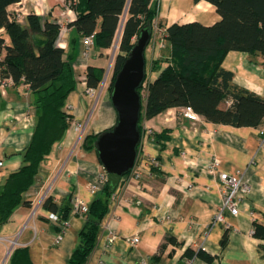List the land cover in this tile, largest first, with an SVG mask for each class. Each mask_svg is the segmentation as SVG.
Here are the masks:
<instances>
[{
    "label": "crops",
    "instance_id": "obj_1",
    "mask_svg": "<svg viewBox=\"0 0 264 264\" xmlns=\"http://www.w3.org/2000/svg\"><path fill=\"white\" fill-rule=\"evenodd\" d=\"M66 4L67 0H22L9 7L20 23L35 13L62 26L64 38L57 45L74 55L78 85L68 100L71 126L25 195L32 205L19 206L1 227L0 264H10L19 247L29 248L33 264H69L87 217L73 210L58 239L60 233L49 220L52 212L43 207V202L53 196L58 203L73 204L78 196L90 205L109 179L97 150L84 148L81 127L87 128L86 135L99 134L117 123L109 89L102 94L97 90L94 97L87 84L88 67L107 69L111 52L102 54L93 48L86 57L85 38L70 25L77 19L76 13L68 11ZM158 10L156 22L164 28L194 22L212 26L221 20L216 7L207 1L158 0ZM153 42L146 51L151 81L160 74L152 71L153 62L165 60L170 54L168 45L162 47V35L157 43ZM167 65L164 61L163 68ZM223 67L234 73L237 85L264 98V58L251 61L248 53L231 51ZM36 116L35 95L29 86L0 88V187L11 172L22 166V152L31 142ZM141 126L142 132L145 126L153 132L142 144L141 152L156 164L139 181L116 188L97 246L86 264H264L260 249L264 241L254 237V223H264V126L235 128L202 117L192 121L184 108L169 109L150 120L144 118ZM165 130L171 131L170 139L159 141L154 137ZM215 158L221 163L212 172ZM222 172L243 177L252 192L242 201L238 215L226 212L225 221L217 222L216 215L223 205ZM226 233L228 242L224 247L221 242ZM112 235L116 236L113 243ZM135 236L140 239L137 245L130 243ZM168 236L181 244H170L160 253ZM190 248L204 250L214 261L191 259L186 254Z\"/></svg>",
    "mask_w": 264,
    "mask_h": 264
},
{
    "label": "trees",
    "instance_id": "obj_2",
    "mask_svg": "<svg viewBox=\"0 0 264 264\" xmlns=\"http://www.w3.org/2000/svg\"><path fill=\"white\" fill-rule=\"evenodd\" d=\"M22 0H0V84L7 79L13 85L25 84L35 95L36 126L30 144L22 152L23 164L11 172L0 187V230L21 206H31L25 199L35 185L43 163L70 128L73 117L68 113V100L76 90L78 78L73 66L75 57L57 45L62 26L35 13L20 23L9 7ZM214 5L221 20L212 25L201 23L173 24L161 29L162 42L170 48L169 57L155 60L152 71H159L142 94L141 121L153 119L172 108H192L208 122L230 126H264V98L237 85L234 73L223 67L231 51L248 53L251 61L264 58V0H194ZM77 19L70 24L85 38L94 36V49L102 54L111 52L117 43L111 93L116 76L131 54L139 33L150 29L154 33L158 18V0H67ZM168 65L163 68V62ZM106 68L89 66L87 84L99 90ZM143 89H140L142 93ZM145 97V98H144ZM145 103V105H144ZM228 105V107H223ZM112 129V128H111ZM110 129V130H111ZM170 130L154 134L156 139H170ZM100 134H88L83 146L97 150ZM117 190V189H116ZM116 190L106 181L103 192L89 205L85 226L79 233V244L69 264H86L97 246L101 227L106 219ZM43 207L57 215L55 230L64 233L74 210L71 201L61 204L47 197ZM51 220V218H49ZM254 237L264 241V223H254ZM228 234L222 239L226 246ZM181 243L168 236L160 253L168 245ZM264 252V244L260 246ZM191 259L209 263L214 257L200 249H188ZM160 256L155 259L159 260ZM10 264H33L28 247L17 248Z\"/></svg>",
    "mask_w": 264,
    "mask_h": 264
},
{
    "label": "water",
    "instance_id": "obj_3",
    "mask_svg": "<svg viewBox=\"0 0 264 264\" xmlns=\"http://www.w3.org/2000/svg\"><path fill=\"white\" fill-rule=\"evenodd\" d=\"M153 32L143 29L137 42L116 76L111 91V102L118 114L115 126L100 135L97 153L109 176V187L116 190L121 180L134 169L142 142L140 120L142 89L147 78L146 51Z\"/></svg>",
    "mask_w": 264,
    "mask_h": 264
},
{
    "label": "built area",
    "instance_id": "obj_4",
    "mask_svg": "<svg viewBox=\"0 0 264 264\" xmlns=\"http://www.w3.org/2000/svg\"><path fill=\"white\" fill-rule=\"evenodd\" d=\"M66 8L68 11H70L72 9L70 2H67ZM21 23H23V21H21ZM164 31H165L164 29H161L159 27V25L157 23H155L152 41L154 40L157 32H160L162 35L164 33ZM64 34H65V31L61 30L59 38L57 40L60 42V44H61L62 39L64 38ZM84 43H85V48H86L85 55H86V57H88L90 55V52L94 48V44H95L94 36L85 37ZM148 74H149V72L147 70V78H146V81H145L142 89L143 88L147 89L149 83L151 82V80H149V78H148ZM10 85H13V80L7 79L4 82H2V84H0V88H6L7 86H10ZM89 92L92 95H94L96 90L89 89ZM184 111L186 113V116L190 120H192V121H199L200 120V116L197 113H195L192 108H190V107L184 108ZM152 134H153L152 130L146 131V129H145V131L142 132V142H141V146L139 149V155H138L136 165L130 174L123 177V179L120 182V186H122V183L128 184L129 182H131V180H138L139 181L142 178V176L144 175V173L147 172V170H151L152 167L155 166L156 161L154 159L150 160L144 153L141 152L142 151L141 150L142 143H145L146 142L145 139L150 138V136H152ZM262 135L264 136V130L262 131ZM220 163H221V161L216 159L212 163L211 171L216 172L218 170V166L220 165ZM2 166H3V162L0 160V168ZM220 178H221L222 183H223V205L221 206L220 211L216 215L215 221H217V222L225 221V213L226 212H229L234 216L238 215L242 201L246 197H248L252 192V188H251L250 184L246 180H244L243 177L234 176V175H230V174L222 172L220 174ZM73 205H74V211L77 214H81V215L87 217V215L89 213V205L86 202H84L81 198L76 196L73 200ZM51 219L56 221L58 219V217L55 214H51ZM67 225H68V223H67ZM61 237H62V234H59L58 239H61ZM114 240H115V237L110 238L111 243H113ZM137 242H139V240L134 239L132 241V244H135Z\"/></svg>",
    "mask_w": 264,
    "mask_h": 264
},
{
    "label": "rangeland",
    "instance_id": "obj_5",
    "mask_svg": "<svg viewBox=\"0 0 264 264\" xmlns=\"http://www.w3.org/2000/svg\"><path fill=\"white\" fill-rule=\"evenodd\" d=\"M160 36H161V33L160 32H157V34H156V36H155V38H154V42L153 43H157L159 40H160ZM161 44H163V42L161 43ZM162 47L164 48V44L162 45ZM117 52H118V48H117V43L115 44V46L113 47V49L111 50V53H110V55H109V58H110V60H109V66L107 67V73L105 74V77H104V80H103V82H102V84H101V87H100V89L99 90H101L100 92H101V94H102V92L105 90V89H107V88H109V85H110V83H111V78H112V75H113V67H114V62H115V57H116V55H117ZM150 76H151V73H149L148 74V78H149V80H151V78H150ZM95 94H96V92H95ZM95 94H94V97H96L95 96ZM142 94L145 96L146 95V92H145V90L143 89V91H142ZM98 97V99H99V95L97 96ZM145 98V97H144ZM144 105H145V103H144ZM142 122H143V120L141 121V125H142ZM144 129H146V131L147 130H151V128H149V127H144ZM81 130H82V135L84 134V139H85V137L87 136L86 135V133L88 132L87 131V128L86 127H81ZM108 130H110V129H108ZM108 130H105V131H103V132H101V133H99L100 135L101 134H103L104 132H106V131H108ZM145 131V130H144ZM145 134V133H144ZM149 138H146L145 140H146V142H147V140H148ZM145 142V143H146ZM143 144V143H142ZM216 159H218V160H220L219 158H215L214 159V161L216 160ZM132 181H138V180H131V182ZM86 217V216H85ZM112 237H115V239H116V236H111L110 238H112ZM134 239H138L139 241H140V239H139V237H137V236H135V237H133V238H131L130 239V243H132V241L134 240ZM115 241V240H114ZM139 242H137V243H135V244H133V245H137ZM15 246H17L16 244H14V247Z\"/></svg>",
    "mask_w": 264,
    "mask_h": 264
},
{
    "label": "bare ground",
    "instance_id": "obj_6",
    "mask_svg": "<svg viewBox=\"0 0 264 264\" xmlns=\"http://www.w3.org/2000/svg\"><path fill=\"white\" fill-rule=\"evenodd\" d=\"M147 58V57H146ZM147 60V59H146ZM150 63V61L148 62V64ZM108 181H109V179H108Z\"/></svg>",
    "mask_w": 264,
    "mask_h": 264
}]
</instances>
